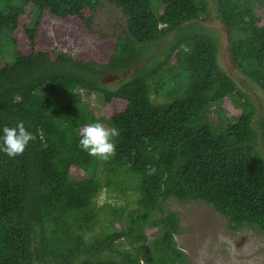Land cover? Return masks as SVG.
Wrapping results in <instances>:
<instances>
[{
  "label": "trees",
  "instance_id": "1",
  "mask_svg": "<svg viewBox=\"0 0 264 264\" xmlns=\"http://www.w3.org/2000/svg\"><path fill=\"white\" fill-rule=\"evenodd\" d=\"M103 6L124 22L107 63L36 51L52 22L100 33ZM212 7L230 61L264 98V0H0V136L19 121L37 134L20 156L0 151V264H190L174 242L173 201L212 208L230 232L264 234V116L255 122L219 64ZM93 122L120 132L106 162L78 146ZM101 192L122 205L97 209Z\"/></svg>",
  "mask_w": 264,
  "mask_h": 264
},
{
  "label": "rangeland",
  "instance_id": "2",
  "mask_svg": "<svg viewBox=\"0 0 264 264\" xmlns=\"http://www.w3.org/2000/svg\"><path fill=\"white\" fill-rule=\"evenodd\" d=\"M154 2V0H152ZM213 21L208 24L221 42V52L218 58L222 69L229 75L238 88L248 94L255 107V122L262 120L264 116V98L260 88L251 80L241 74L230 61L227 53L226 33L222 25L215 20V10L211 11ZM100 33L91 34L89 31L76 30L55 22L42 27L39 34L37 52L61 51L67 52L76 59L94 60L100 64L107 63L115 45L114 30L117 27L124 28L123 18L118 10L103 6L98 14ZM19 38V47L23 52H28V45L22 31L16 33ZM5 61L9 57L4 56ZM174 63V60L172 61ZM128 78V76H127ZM119 80L114 79L108 84L115 86ZM78 93V92H77ZM84 100L98 111L105 109L97 98L86 97L79 92ZM259 127L257 126V129ZM256 149L264 157V140L262 130L257 132ZM96 208L109 204L114 207L122 205L121 201L109 197L101 192L95 201ZM130 206L129 208H133ZM168 208L179 214V232L174 237V242L187 256L190 264H264V234L245 228L239 232L227 230V222L212 208L199 202L169 203ZM157 218V216H156ZM104 225L103 214L99 215V223L93 227L92 232L86 234L88 243H93L98 238ZM147 240L152 243L156 235L146 231ZM119 250L129 249L127 243L120 241ZM104 254L109 255L107 250ZM94 258L100 255H92ZM85 258L84 256L80 259ZM118 258V257H117Z\"/></svg>",
  "mask_w": 264,
  "mask_h": 264
},
{
  "label": "clouds",
  "instance_id": "3",
  "mask_svg": "<svg viewBox=\"0 0 264 264\" xmlns=\"http://www.w3.org/2000/svg\"><path fill=\"white\" fill-rule=\"evenodd\" d=\"M42 135V132L39 133ZM120 132L115 127H105L103 123L93 122L80 129L78 146L89 156L108 161L116 154L115 138ZM37 139V134L28 131L23 121L16 123L15 127L4 126L0 136V151L9 158H15L24 153L30 142ZM156 168L148 165L146 174L151 176L156 173Z\"/></svg>",
  "mask_w": 264,
  "mask_h": 264
}]
</instances>
